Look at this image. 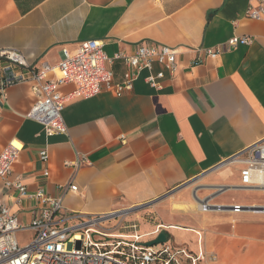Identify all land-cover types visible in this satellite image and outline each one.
I'll list each match as a JSON object with an SVG mask.
<instances>
[{
	"label": "crops",
	"instance_id": "obj_1",
	"mask_svg": "<svg viewBox=\"0 0 264 264\" xmlns=\"http://www.w3.org/2000/svg\"><path fill=\"white\" fill-rule=\"evenodd\" d=\"M255 1L0 0V49L19 51L32 66L55 64L62 47L84 40L103 41L108 57L129 55L144 40L158 42L175 47L178 62L160 89L146 83L142 70L121 96L104 91L68 99L66 134L46 136L27 116L34 102L29 83L7 87L0 96V149L11 141L22 145L11 176L30 194L42 188L61 197L73 213L167 201L169 218L159 225L181 232L180 242L170 243L201 247L207 264H264V191L237 187L241 164L218 166L264 140V20L245 17ZM233 36L251 42L230 46ZM110 68L116 82L128 76L120 59ZM72 89L59 88L64 95ZM43 149L46 161L39 159ZM79 157L86 161L76 166ZM15 197L0 185V200L27 224L37 203ZM198 198L252 210L202 212Z\"/></svg>",
	"mask_w": 264,
	"mask_h": 264
},
{
	"label": "built area",
	"instance_id": "obj_2",
	"mask_svg": "<svg viewBox=\"0 0 264 264\" xmlns=\"http://www.w3.org/2000/svg\"><path fill=\"white\" fill-rule=\"evenodd\" d=\"M245 17L264 20V0L249 3ZM250 42L248 37L237 36L227 41L230 46ZM103 44L101 40H84L71 50L62 47L55 64L43 62L37 67L30 65L24 55L15 49H0V96L13 84L29 83L34 102L27 116L42 124L46 136L66 134L62 111L68 99L90 98L104 91L121 96L132 90L133 82L142 70L147 71L144 77L146 83L160 89L165 77L173 78L178 70L175 47L144 40L129 55L119 52L108 57ZM202 51L212 58L218 55V51L212 48ZM116 59L122 60L128 71V76L120 82L114 81L110 68ZM154 64L160 65V69L154 71ZM64 84L73 86L65 95L59 90ZM21 148L22 145L11 141L0 149V185L5 190L16 191V202L32 198L37 207L32 211L29 222L23 224L17 214L0 200V264H207L201 247L194 252L184 245L170 243L168 239L146 246L145 242L164 231L165 227L160 225L148 233L135 231L111 236L115 232L102 224L127 216L129 207L99 214L73 213L63 208L61 197H51L42 188L28 193L21 178L11 176ZM47 158L45 149L39 151L41 161ZM85 161V158L79 157L74 165L79 166ZM235 163L242 165L238 188L264 191V140L227 158L218 166ZM47 174L45 170L44 175ZM68 189L76 190V186L69 185ZM199 206L203 211L213 207L204 200ZM240 210V206H233V211ZM246 210L252 208L248 206ZM128 227L136 229V224ZM22 232L30 233L24 242L18 238ZM146 236L151 238L143 240Z\"/></svg>",
	"mask_w": 264,
	"mask_h": 264
},
{
	"label": "rangeland",
	"instance_id": "obj_3",
	"mask_svg": "<svg viewBox=\"0 0 264 264\" xmlns=\"http://www.w3.org/2000/svg\"><path fill=\"white\" fill-rule=\"evenodd\" d=\"M222 187H220L217 192H220L221 190H224ZM222 192V191H221ZM213 193H216L214 191ZM238 193V192H237ZM236 192L234 194H237ZM210 197V196H209ZM202 200V199H201ZM204 200V199H203ZM205 201V200H204ZM238 205L241 207V210L238 212L233 211V206ZM160 207V208H159ZM248 206H244L241 204H215V206L210 207L206 211L201 210L202 212H209L211 210H214L218 212L220 215L229 214L232 213H239L243 210H246ZM128 215L124 216L123 218L116 217L114 219H110L102 224L104 228H108L110 231H114L115 233H125L130 234L135 231L137 233H148L151 232L156 228L157 225L160 223H166L169 218V205H167V201H163L161 205H158L156 207H153L152 205L148 206H136V207H129ZM131 224H136V229H132L128 227ZM164 228V227H162ZM166 230V229H165ZM168 241L179 243L181 240V232L177 230H166ZM29 232H22L18 234L19 240L22 242L26 241L29 237ZM187 237H191L192 241L196 243V239H193L192 235L190 233H186ZM151 236H146L143 238V240L150 239ZM237 243L238 242H232V246H234V249H237Z\"/></svg>",
	"mask_w": 264,
	"mask_h": 264
},
{
	"label": "water",
	"instance_id": "obj_4",
	"mask_svg": "<svg viewBox=\"0 0 264 264\" xmlns=\"http://www.w3.org/2000/svg\"><path fill=\"white\" fill-rule=\"evenodd\" d=\"M167 240V235L164 231H161L157 234V236L152 239V240H149L147 242H145V245L146 246H153V245H156V244H159V243H163Z\"/></svg>",
	"mask_w": 264,
	"mask_h": 264
},
{
	"label": "bare ground",
	"instance_id": "obj_5",
	"mask_svg": "<svg viewBox=\"0 0 264 264\" xmlns=\"http://www.w3.org/2000/svg\"><path fill=\"white\" fill-rule=\"evenodd\" d=\"M198 201H199V203H200V202H201V199L198 198ZM208 202H209V201H208ZM209 204H210L211 206H215V204H213V203H211V202H210ZM261 210H264V209H261ZM112 234H114V235H111V236H117L116 233H112Z\"/></svg>",
	"mask_w": 264,
	"mask_h": 264
}]
</instances>
